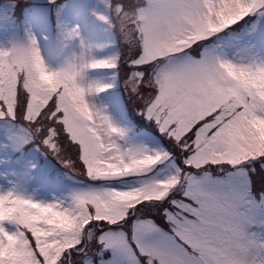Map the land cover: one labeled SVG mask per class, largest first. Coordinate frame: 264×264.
I'll return each instance as SVG.
<instances>
[{
  "label": "snow or ice",
  "instance_id": "6c2138e0",
  "mask_svg": "<svg viewBox=\"0 0 264 264\" xmlns=\"http://www.w3.org/2000/svg\"><path fill=\"white\" fill-rule=\"evenodd\" d=\"M66 8L56 66L0 48V264H264V0H96L107 41Z\"/></svg>",
  "mask_w": 264,
  "mask_h": 264
},
{
  "label": "rangeland",
  "instance_id": "374dc122",
  "mask_svg": "<svg viewBox=\"0 0 264 264\" xmlns=\"http://www.w3.org/2000/svg\"><path fill=\"white\" fill-rule=\"evenodd\" d=\"M42 3H48V0H35ZM96 3V0H86L84 4H82L81 0H73V2L69 3V7L71 8H78L81 9L83 14L85 15V19L82 21L83 29H84V35L88 37L89 39H95L100 41H107L108 35L102 31L103 28L106 26L99 23L98 21H95L91 16L88 15V9ZM0 48H7L10 47L12 43L22 42L26 39V35H22L19 33L18 29L16 28L13 19L11 17V6H9L8 3H4L0 5ZM43 8H40L36 11V16L34 19V22L36 24L35 28V35L37 39L39 40L42 50L44 52L46 60L52 66H56L62 60H59V55H56V53L59 51L56 47V38H51L49 35V28L47 26V12L46 7L42 6ZM252 31V28L248 31L249 33ZM47 36V40L44 39V37ZM246 39H249L250 42L252 40V36H247ZM68 49H65L63 52H68ZM114 49L111 46L106 47L103 51H97L95 54L97 56H103L110 54ZM52 53V55H49V53ZM61 53V52H60ZM260 56H264V50H260ZM94 76L88 73L89 77L94 78H107L108 73L105 70H93ZM2 155V153H0ZM55 163V161H52ZM15 164H0V188H4L8 186L9 180L12 178L13 171L16 170ZM4 173H7V178L5 177ZM18 179H22V173L18 175ZM67 184L71 185V183L66 182ZM37 182L35 180L31 181V187H29V191H32L34 188H36ZM58 194V193H57ZM37 195L41 197H48L51 196L52 193L50 191H45L44 189H37Z\"/></svg>",
  "mask_w": 264,
  "mask_h": 264
},
{
  "label": "clouds",
  "instance_id": "9594fccd",
  "mask_svg": "<svg viewBox=\"0 0 264 264\" xmlns=\"http://www.w3.org/2000/svg\"><path fill=\"white\" fill-rule=\"evenodd\" d=\"M40 76H41V79L45 80V81L51 79L50 75L49 74H45L43 72V70H40Z\"/></svg>",
  "mask_w": 264,
  "mask_h": 264
}]
</instances>
